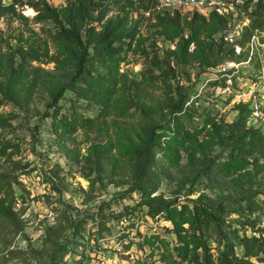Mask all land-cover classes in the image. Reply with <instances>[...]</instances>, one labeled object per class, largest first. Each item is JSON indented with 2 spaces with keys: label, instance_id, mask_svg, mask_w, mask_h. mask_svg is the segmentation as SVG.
I'll return each mask as SVG.
<instances>
[{
  "label": "rangeland",
  "instance_id": "rangeland-1",
  "mask_svg": "<svg viewBox=\"0 0 264 264\" xmlns=\"http://www.w3.org/2000/svg\"><path fill=\"white\" fill-rule=\"evenodd\" d=\"M48 1L60 9L66 25L72 23L63 15L78 17L71 20H77L85 40L121 17L122 30L132 34L125 37L124 56L110 78L115 92L102 111L98 102L77 98L71 89L53 96L73 73L72 63L58 60L67 46L54 36L56 21L39 17L31 5L0 0V264H85L91 259L169 264L168 252L178 258L172 221L163 213L146 214L140 193L128 190L142 159L135 149L155 137L154 130L175 131L176 124L167 126L170 118L174 123L167 105L186 97L191 119L200 127L197 146L192 155L181 149L175 163L163 150L155 153L164 176L153 195L176 199L178 205L214 195L201 182L188 192L204 158L199 147L210 149L214 141L213 121L234 120L235 105L245 101L248 124L264 131V11L255 12L257 0H242V13L228 17L213 33L216 48L202 61L192 54L195 41L186 46L192 14L180 12L163 22L122 0ZM203 16L211 20V13ZM200 38V46L211 40L207 32ZM31 47L46 53L24 57ZM250 93H256L255 101ZM255 104L259 116L253 114ZM65 113L72 118L66 129L55 124ZM156 139L167 145L163 134ZM220 149L215 144L210 154ZM260 168L252 163L248 171L259 175ZM257 225L260 230L246 231H264V216ZM48 227L51 239L57 234L59 240L35 252Z\"/></svg>",
  "mask_w": 264,
  "mask_h": 264
},
{
  "label": "trees",
  "instance_id": "trees-1",
  "mask_svg": "<svg viewBox=\"0 0 264 264\" xmlns=\"http://www.w3.org/2000/svg\"><path fill=\"white\" fill-rule=\"evenodd\" d=\"M122 1L128 2L136 10L141 9L145 15L144 11L150 8L155 0ZM12 3L31 5L37 10L39 17H51L57 23L54 36L67 46L64 50L65 55L59 56L58 60L72 63L73 73L53 96L58 99L57 97L62 96L66 89H71L77 98L98 102L103 108L102 111H105L104 108L109 107L110 98L115 92V83L111 81V75L117 70L119 60L124 56L121 54L125 51L124 45L127 43L125 37L132 34L128 30H122L123 21L119 20L123 18L109 20L99 35L85 40L81 27L76 24L77 20H71L78 17L70 13L63 15L72 23L66 25L61 18L60 9L48 0H12ZM256 4L255 12H263L264 0H257ZM177 13L180 11L155 16L166 22L170 16ZM185 13L192 14V30L191 35L186 38V46L195 41L197 46L192 54L197 53L202 61L208 60L216 48L213 33L225 26L228 17L212 11L211 20L207 21L203 13ZM258 25L253 24L252 27L256 28ZM205 32L211 40H203V45L200 46V35ZM115 41H118V44H114ZM92 42L93 50H90L89 45ZM218 48L222 50L223 44L218 45ZM41 50L40 47H31L25 50L23 55L40 58L41 52L46 53ZM187 101L188 99L183 97L177 102L171 100L167 105L168 112L174 117V123L170 118L167 126L171 128L176 124L175 131L156 133L154 130L155 137L145 139L135 149L142 159L128 190L140 193L147 205L146 214L156 216L163 213L165 218L172 221L171 230L177 237L174 249L178 258L168 252L169 264H264V231L259 234H249L246 231L248 227L253 231L260 230L257 219L264 216V131L260 126L248 124V114L245 113L248 102L239 101L235 105L239 113L234 120L223 119L219 123L213 121L211 133L214 141L211 148L199 147L204 158L190 179L192 186L188 192H194L196 190L194 185L201 182L204 187H210L214 195L204 193L192 204L186 201L181 205L177 204L176 199H170L162 194L153 195L160 187L164 176L156 165L155 153L163 150L171 163H175L181 149H186L192 155V150L197 146L195 138L200 127L193 123L190 106L186 105ZM70 116L71 114L65 113L55 118V124L58 122L66 129L72 121ZM150 119L154 120V117L151 116ZM208 122L206 119L204 126ZM186 125L190 128L186 129ZM163 126L165 127V124ZM162 134L167 138V145L156 139V136ZM215 144H219L221 149L216 155H212L210 152ZM252 163L261 166V174H250L248 166ZM47 229L48 233L43 239L42 247L33 248L35 252L45 251L50 242L53 244L59 240L57 234L51 239V227ZM210 240L216 242V245H212ZM238 247H242V253L237 250Z\"/></svg>",
  "mask_w": 264,
  "mask_h": 264
},
{
  "label": "built area",
  "instance_id": "built-area-1",
  "mask_svg": "<svg viewBox=\"0 0 264 264\" xmlns=\"http://www.w3.org/2000/svg\"><path fill=\"white\" fill-rule=\"evenodd\" d=\"M180 12H200L203 14L216 11L218 14L227 17H237L242 13V0H155L154 4L146 9V16H155L156 14ZM256 93H250V98L256 100ZM253 114L260 115L259 105H253ZM85 264H103L96 259H91Z\"/></svg>",
  "mask_w": 264,
  "mask_h": 264
}]
</instances>
